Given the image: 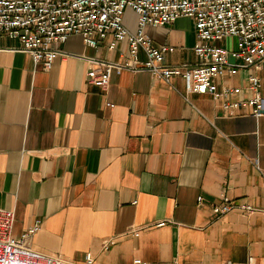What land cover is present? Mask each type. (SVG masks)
<instances>
[{
	"label": "crops",
	"instance_id": "crops-1",
	"mask_svg": "<svg viewBox=\"0 0 264 264\" xmlns=\"http://www.w3.org/2000/svg\"><path fill=\"white\" fill-rule=\"evenodd\" d=\"M123 22L135 29L131 9ZM145 32L171 47L168 63L197 60L191 18ZM108 41L91 47L71 34L54 43L61 52L43 70L0 36V206L14 211L12 234L39 221L32 247L80 263L89 252L90 264H222L249 255L264 264L262 215L211 210L225 196L264 209V115H223L219 98L187 100L179 76L164 82L145 70L112 73L101 90L86 82L89 59L121 60L127 51ZM257 74L264 96V61ZM223 81L249 96L242 70ZM159 220L168 222L150 224Z\"/></svg>",
	"mask_w": 264,
	"mask_h": 264
},
{
	"label": "built area",
	"instance_id": "built-area-1",
	"mask_svg": "<svg viewBox=\"0 0 264 264\" xmlns=\"http://www.w3.org/2000/svg\"><path fill=\"white\" fill-rule=\"evenodd\" d=\"M126 8L135 14V29L123 22ZM186 16L194 26V63L170 64L165 54L166 44L154 45L145 32L147 26H159ZM71 34L78 35L85 45L97 47L109 37L108 48L125 42L127 51L121 60L90 58L86 82L105 90L112 73L124 70H145L155 78L168 82L179 76L184 84V97L190 93L207 94L221 100L223 115L243 114L249 109L253 117L264 115V96L259 91L257 71L264 61V0H0V36L16 42L14 50L22 51L34 65L48 70L61 51L54 43L64 42ZM235 38V46L222 44ZM143 58H141V56ZM242 70L249 96L238 97L241 88L217 80L224 73ZM188 100V99H187ZM231 209L245 213L258 211L264 219V209L229 197H222L211 210L224 214ZM168 222L150 223L160 226ZM14 211L0 206V264H90L87 252L82 263L60 255L36 250L31 238L39 221L25 227L19 235L12 234ZM141 227L129 229L137 235ZM112 239L103 241L106 246ZM222 264H257L254 257L244 261H224Z\"/></svg>",
	"mask_w": 264,
	"mask_h": 264
},
{
	"label": "rangeland",
	"instance_id": "rangeland-1",
	"mask_svg": "<svg viewBox=\"0 0 264 264\" xmlns=\"http://www.w3.org/2000/svg\"><path fill=\"white\" fill-rule=\"evenodd\" d=\"M222 44H226L227 46H231L232 41H231V39H229V40H227V41H226V39H224V40L222 41Z\"/></svg>",
	"mask_w": 264,
	"mask_h": 264
}]
</instances>
